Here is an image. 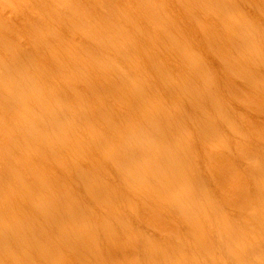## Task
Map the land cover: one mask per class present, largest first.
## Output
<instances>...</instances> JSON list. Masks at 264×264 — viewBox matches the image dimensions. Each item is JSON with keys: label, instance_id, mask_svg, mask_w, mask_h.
I'll list each match as a JSON object with an SVG mask.
<instances>
[{"label": "bare ground", "instance_id": "bare-ground-1", "mask_svg": "<svg viewBox=\"0 0 264 264\" xmlns=\"http://www.w3.org/2000/svg\"><path fill=\"white\" fill-rule=\"evenodd\" d=\"M242 5L250 9L242 10ZM204 14L218 21L213 30L246 35L237 43L225 40L224 44L244 47L264 64V55H259L264 46L247 37L264 36L259 23L264 20V0H0V264H207L206 260L264 264V146L234 143V136L240 135L248 141L249 128L256 123L247 114L236 119L239 113L219 101L217 94L197 102L201 92L186 89L179 67L175 65L176 73H171L161 54V47L166 51L185 48L180 28L187 19L199 24ZM154 75L168 89L155 86ZM249 79L261 87L256 99L264 105V76ZM234 97L246 109L255 104L243 94ZM167 99L174 101L173 108ZM141 128L158 130L161 146L169 130L168 134L179 136L176 143L185 137L181 152L190 165L183 161L176 173L180 189H192L188 220L184 214L170 219L160 229L164 232L160 244L149 248V238L142 237L139 244L136 233L140 230L133 231L131 222L118 213L122 208L129 216H138L137 206H117L110 197L129 201L117 197L104 183L97 174L104 169L91 173L90 162L98 161L84 158L82 162L72 156L91 146L100 150L96 145L107 142L128 147L133 139L149 141L136 135ZM125 129L131 133L124 134ZM195 142L202 146L200 156L195 154ZM107 152L103 159L126 172L121 179L134 194L142 195L138 189L147 191L150 176L143 170L138 177L142 169L162 181L169 179L156 161L141 162V151L114 147ZM88 155L97 159L101 152L89 150ZM48 161L55 167L44 165ZM127 163H132L133 171L126 168ZM41 164L47 167L41 170ZM48 169L47 176L40 172ZM202 171L213 183L218 179L209 196L203 188L195 192ZM74 172L84 192L82 200L76 199L73 188L77 181L65 188ZM59 173L63 177L55 181ZM193 177L198 180L194 182ZM84 198L117 216L113 222L114 226L119 221L116 247L113 231H117L105 221L110 216L99 217L92 211L90 220L76 203H83ZM212 201L218 205L214 223L209 221ZM172 203V210L182 211L179 200ZM19 204L32 208L27 222L15 214ZM198 212L203 213V220ZM202 221L211 222L210 231L215 224L216 243L202 239L211 237ZM79 224L85 229L89 224L97 233L89 229L82 235L74 233ZM197 230L194 243L191 233ZM184 231L189 236L182 240ZM140 245L146 258L139 255ZM125 250L133 251L130 258ZM174 252L177 259H171Z\"/></svg>", "mask_w": 264, "mask_h": 264}, {"label": "rangeland", "instance_id": "rangeland-1", "mask_svg": "<svg viewBox=\"0 0 264 264\" xmlns=\"http://www.w3.org/2000/svg\"><path fill=\"white\" fill-rule=\"evenodd\" d=\"M170 5L169 7H171ZM242 10H249L250 7L247 5L241 6ZM251 16V15H250ZM201 21H199V24H195V22H191L189 19L186 20V22L183 24V26L180 28L181 30L178 32L179 35L184 37L183 44L185 48H181L178 51H172L171 47L170 50L164 49L161 47V54L166 56L167 63L170 67L171 73H176L174 67L177 65L181 71V74L183 76V79L186 83L184 86L186 89H197L201 92V97H196V101L202 102L203 100H207L205 96L208 95H216L219 98V101L225 104V106H231L233 111L239 113L236 114L235 118L239 119V116L243 117L244 115L248 116L250 119L256 123V125L251 126L249 128V136L246 138L248 141H243L242 135L240 136H234V143L240 142L244 145H252L258 144L260 146H264V105L261 106V104L257 101L256 96L260 95L261 87L256 86L255 83L253 84L249 78L259 76H264V64L261 62L260 59H258L257 55L251 54L248 49H244V47H238L237 49L231 48L232 46L230 43L226 42L225 40H229V42L237 43L239 39L246 38V35L242 37V35H235V33L229 32L227 29H225V33L221 30H213V25L217 23L218 21L213 19V16H209L205 14L200 18ZM260 25L261 28L264 30V20L260 19ZM59 31V30H57ZM60 32H62V28H60ZM248 38H255L259 40L264 46V36L260 37V34H253V35H247ZM183 46V45H181ZM264 48V47H263ZM259 55H264V52L259 53ZM262 65H260V64ZM245 75H243L244 71ZM152 83L162 89H168L167 84L164 80H158V78L154 75L151 76ZM74 84V83H73ZM72 84V85H73ZM184 85V83H182ZM259 84V83H258ZM243 94L246 98L250 99L255 104L250 105L251 108L246 109L245 104L242 106L239 104V101L234 97V95ZM264 95V93L262 94ZM170 99H167V103H169ZM174 101H171L168 106L173 108ZM208 102V101H207ZM210 103V102H208ZM202 104V103H200ZM199 104V105H200ZM211 108V107H208ZM208 113L210 115H213V109H209ZM238 127H241L238 123H236ZM77 125L79 123L77 122ZM145 126H147V122L145 123ZM101 128V126H100ZM242 128V127H241ZM79 130V129H78ZM129 130H124V134H130L131 132H128ZM122 132V130L120 131ZM136 135L139 137H147L149 138V141H143L142 139L132 140V143L129 144L128 147H125L123 143L120 144V146H115L117 144L112 139H108L111 142H115L110 144L107 142L102 147L99 145H96L97 149L100 150H94L93 146H91V153L93 152H101V157H97V159L90 157L89 150L86 148H82L81 153L78 152L76 155L72 154L77 159L82 160H92V161H98L96 164L91 165V173L93 171H96L95 169H104L102 172H97L98 175H100L105 183V181L109 184L110 188H113V191L118 194L117 197L129 201V202H123L118 201L117 199H114L112 197V202H115L117 206H121V204H130V205H136L137 209L139 211L138 216L132 215L129 216L128 212L124 209H119L118 213L120 214V217L122 216V219L124 221H130L132 224L133 231H139L136 233V238L139 239V244H141L140 239L142 237L147 236L149 239L147 241L148 248L150 245L158 246L160 244L161 238L164 236V232H160V229H163L164 226L167 225V222H169L170 219H177L181 218V216L184 214L186 215V221L188 220L189 216V210L191 207L187 205V202L190 200V195L192 193V189L188 190H181L179 187V181L180 177L176 173V169L181 168V164L183 161H185L188 165H190L187 161L186 153L181 152L182 141L185 139L184 136L182 141L179 139V143H176L174 139L178 138L179 136L174 132L171 135L168 134L172 132L169 130L166 134L169 136L165 137V143L164 146H161L162 139L158 137L159 131L158 130H146L145 128H141L137 131ZM104 133V132H103ZM247 133L244 132V129L242 130V134ZM110 136V134L108 135ZM195 137V136H194ZM244 142V143H242ZM151 144V146H148ZM191 147V143L186 142ZM195 154L196 156L202 155L203 149L202 146L195 142ZM232 144V142H231ZM230 144V146H231ZM245 146V145H244ZM114 147L119 149L120 151H141L140 152V158L141 162H145V160L150 165L151 162L156 161L157 166L159 169L168 175L169 179H165L164 181L158 179L156 176L152 177L151 172H149L147 169H142L140 172L141 174L138 176L143 175V170H146L147 173L150 176V181L147 184V191L145 192L143 189H138L141 191L142 195L134 194L130 186L127 187L124 186L123 180L121 177L126 173L123 169L119 171L117 169V165L114 166L107 161H105L103 158L107 157V151L114 149ZM222 151L225 150V148H220ZM107 152V153H105ZM152 152L154 154V157L150 153ZM234 152V151H233ZM239 153V152H238ZM63 154V153H62ZM245 158H250L249 154L243 155L239 153ZM193 156V157H196ZM87 158V159H84ZM2 162V161H1ZM82 167H86L85 163L82 164ZM4 163V162H3ZM218 163V162H216ZM6 164V163H5ZM36 165L34 163L33 167ZM49 167L52 166V168L55 167L54 162L48 161L46 164ZM41 164V170L43 168H46L47 166H44ZM218 165V164H217ZM220 165V164H219ZM43 166V167H42ZM7 167V166H6ZM188 167V166H187ZM34 168H37L34 167ZM90 168V167H89ZM126 168L129 171H133L132 163H127ZM73 169V168H72ZM43 172L45 176L49 173L51 169H48ZM73 172V171H72ZM74 177L76 178V172L73 173ZM201 177L203 179L200 180L199 183H197L195 192L200 189H204L206 193L209 195L213 194L214 189L217 186V180H215L216 183H213L209 174L205 171L201 172ZM229 173L228 175H230ZM52 176V175H51ZM61 176V178L59 177ZM63 175L60 173L57 174V176L54 178L55 181L59 178L62 179ZM74 177H69L65 181L66 187L68 188L70 185L77 183L73 185L74 191L78 193L77 200H82V196L84 195L83 189L81 187L80 181L74 179ZM28 179H31L30 176H27ZM66 178V177H64ZM72 178V179H71ZM194 182H196L198 179L196 177H193ZM49 180L53 181V177H49ZM170 180H173V184H170ZM71 181V182H70ZM74 181V182H72ZM192 181V179H191ZM58 182V181H57ZM159 183V185H157ZM59 184V182H58ZM78 185L79 188L76 186ZM60 188H63L62 182L59 184ZM137 190V191H138ZM216 196V194H215ZM172 200H179L180 203H182V211L179 209L172 210L171 207L174 205L172 203ZM214 205V209L210 210L209 213V221L214 223L216 220H214V217L217 214V199L216 202L212 201ZM1 203V202H0ZM79 207L82 210V213H84L85 216H87L90 220L92 219L93 213L92 211L98 215L101 216H110L109 221L111 223V227L116 229L117 232L113 231L116 235L114 246L118 244L119 238L118 235L120 234L119 227L117 225L118 220L114 223L113 222L116 219V215H113L108 209L107 213H104L97 205H95L93 202L90 201V199L84 198L83 203L80 201L76 202ZM87 203V204H86ZM5 204V202H4ZM86 204V205H85ZM18 213V216L23 217L24 221L27 222V214H33L32 208L29 207V204H23L20 205L18 209L15 211V214ZM81 213V214H82ZM199 213V212H198ZM79 215L75 216V219H78ZM199 218L203 220V213H199ZM203 222V229L205 232L208 233L210 238H206L203 236L202 239H205L206 241L209 240L210 243L214 244V241L217 239V236H212L214 234V230H216V226L214 224V227L212 228V232L209 229V223L211 222ZM156 222H159L160 226L158 227L156 225ZM100 228V226H99ZM110 228V226H109ZM86 229L90 230V225L87 224ZM83 226L79 224V226L75 229L74 233H81L85 232L86 230ZM184 229L186 230V225L184 226ZM73 235V232H71ZM97 229H93L91 231V234H96ZM119 233V234H118ZM216 233V232H215ZM193 242H196V238L199 236V231H195L191 233ZM206 235V233H205ZM207 235V236H208ZM89 236V235H87ZM86 236V237H87ZM189 234L184 231L183 235L181 237L182 240L188 238ZM86 237H83V239H86ZM211 239V241H210ZM104 240V236L100 234V242L102 243ZM121 241H123L122 238H120ZM217 240L215 241V243ZM116 249V248H112ZM203 249V248H202ZM207 249V248H204ZM120 250V249H119ZM128 257L130 254H133L132 250H125ZM200 248L198 249L197 256L200 254ZM140 256H144V252L141 250L140 245ZM150 255V254H149ZM145 257V256H144ZM130 258V257H129ZM146 258V257H145ZM178 256L176 255V252H174V255L171 259H177ZM122 260V259H121ZM23 260H21L22 262ZM175 261V260H174ZM93 262V261H92ZM207 264H213L212 261L206 260ZM9 264H12L9 262ZM215 264H218L217 261H215Z\"/></svg>", "mask_w": 264, "mask_h": 264}]
</instances>
